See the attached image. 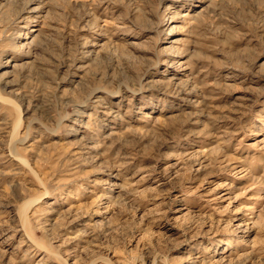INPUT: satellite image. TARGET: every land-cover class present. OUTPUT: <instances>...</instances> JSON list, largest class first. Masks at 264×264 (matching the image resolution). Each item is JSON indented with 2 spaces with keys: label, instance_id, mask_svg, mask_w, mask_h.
Returning a JSON list of instances; mask_svg holds the SVG:
<instances>
[{
  "label": "rangeland",
  "instance_id": "obj_1",
  "mask_svg": "<svg viewBox=\"0 0 264 264\" xmlns=\"http://www.w3.org/2000/svg\"><path fill=\"white\" fill-rule=\"evenodd\" d=\"M36 3L49 39L17 87L0 76V264H264V0ZM168 8L193 18L171 24L176 82ZM14 16L0 0V75ZM95 87L116 113L75 120Z\"/></svg>",
  "mask_w": 264,
  "mask_h": 264
},
{
  "label": "bare ground",
  "instance_id": "obj_2",
  "mask_svg": "<svg viewBox=\"0 0 264 264\" xmlns=\"http://www.w3.org/2000/svg\"><path fill=\"white\" fill-rule=\"evenodd\" d=\"M8 1L10 2V8L11 9L15 8V16L10 21V25L12 27L18 28L19 30L27 29L28 32L31 34L29 35L28 33V34L23 35L21 33H18L16 35V37L18 38L17 41L10 43L8 47L9 49H7V51H11L12 56L10 57V59L5 60L3 62V66L5 70L0 76L4 77L5 79L4 83L7 86L9 85L10 87L13 88L14 86L17 87L18 85V77H20L22 74H26L27 72L26 69L27 68L29 69V66H34L35 63H37L39 59V52L40 50L43 49L44 44L47 43L49 38H48V35H46L45 33L41 32L39 29L36 28L37 27L36 23L38 22V19H40L41 11H42L41 10L42 7L36 3L37 0H8ZM168 12L172 14L169 16L168 14L166 15L165 19L161 21L159 28H162L164 26L169 27L166 33V38L163 39L164 46L162 49L166 52L167 56H171V59L168 61L169 62L168 66L173 69H171L172 77L169 78V80L176 82L177 80L182 81L184 77L186 78L190 77V66L188 65L187 62L180 61V54L178 52L179 50L178 47L180 43L184 40L178 37L179 27L176 26L175 24L171 26V24L177 21V23H180L184 26H189L192 24L193 18L189 13L180 14L177 11H172V10L169 11V8H168L167 13ZM90 46L91 48H94V47H98L101 45L92 43ZM84 54L91 55V52L86 51L84 52ZM178 67H180L179 70H178ZM73 70L74 71L70 75L76 80L68 81V78L70 77L68 76L69 74H67L63 78V80H67L68 82H71V83L72 82L76 83L75 87L79 89L83 88V86H87L85 84L86 76L84 73L83 66L74 67ZM187 89L188 88L182 87L180 86V84H178L179 94L184 95V94H188V92L189 93L192 92V90L188 91ZM111 94L112 92L106 91L103 88H98V87L90 88L88 92L86 93V102L80 105L78 104V107H79L78 113L76 114V118L74 119L75 120L82 119V117L86 115V112L91 105H93L92 108L95 110V112H97V115L99 113L101 114L106 113L108 115L109 114L112 115L116 113V111L113 108L108 106V103L111 102L110 98L113 97V95ZM101 95H105L104 96L105 98L107 96L106 102L104 99H102L103 97ZM0 104L6 105L4 106V109L8 107L7 105H13V108H16V103L13 102V100H7L1 95H0ZM19 121L20 120L16 121L12 128L11 135L13 137L16 136V132L19 128ZM1 124L3 127V128L1 127V129L5 130V132H6V129L8 130L9 128H11L8 126V123L6 121H2ZM27 141H28V138L26 137L23 140H21L22 144L26 143ZM91 148H92L91 146L87 147V149H91ZM9 156L12 161L19 162V159L17 158L18 156H16L12 151H9ZM109 171H111L110 172L111 174H109L107 187L109 186L110 190L114 192L116 187L118 186L117 185L118 175L116 172L115 174L113 170H109ZM105 198H109V197H107V195H102L99 197L100 201H104ZM37 201L38 200L32 201L31 203H29V206ZM26 207L28 206L25 205L24 209ZM103 214H106V212H103Z\"/></svg>",
  "mask_w": 264,
  "mask_h": 264
}]
</instances>
